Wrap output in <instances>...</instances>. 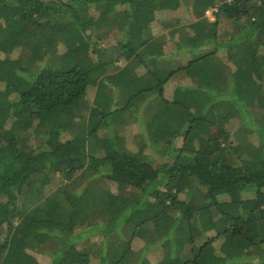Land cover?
<instances>
[{
	"label": "trees",
	"instance_id": "trees-1",
	"mask_svg": "<svg viewBox=\"0 0 264 264\" xmlns=\"http://www.w3.org/2000/svg\"><path fill=\"white\" fill-rule=\"evenodd\" d=\"M0 53V264H264V0H0Z\"/></svg>",
	"mask_w": 264,
	"mask_h": 264
},
{
	"label": "rangeland",
	"instance_id": "rangeland-1",
	"mask_svg": "<svg viewBox=\"0 0 264 264\" xmlns=\"http://www.w3.org/2000/svg\"><path fill=\"white\" fill-rule=\"evenodd\" d=\"M186 18H187V13H186L184 8L179 9L178 11L177 10L176 11H172L171 9L167 8L162 13H160L159 22L165 24V23H168V22H174L175 19L184 20ZM18 56H19V52H15V53H13L10 56V58L15 60V59L18 58ZM5 58H6V56H4L2 53H0V59H5ZM186 59H188V57L185 56L184 60H180V63L184 64ZM178 65L174 64L175 67H178ZM187 74H188L187 76H189V77H187V76L183 77L184 75L181 74V75L177 76L176 78H174L172 80V82H170L166 86L165 90H166V93H167L168 97H171V95H173L174 88L177 85H185V86H188V85L198 86L199 85V82H200L199 77H197L191 71L188 72ZM97 95H98L97 94V90L93 89L91 95L88 96V100L90 102V105H95L96 104ZM193 108L196 109V107H193ZM212 112H216V109H214V106H212V108L208 111V115L210 116L211 115L210 113H212ZM242 123H243L242 120L236 119V120L231 122V124H230V126L228 128L230 133L234 136V140H235V136L239 135V136H242V137L246 138L247 140L249 139L252 142H257V137H255L254 135H251V134L250 135L246 134V132L244 130L245 128L242 129ZM202 128L211 137H213L215 139L220 138V130L217 129L216 127H214V126H212L210 124L202 123ZM130 133H132L133 135H137V134L140 133V129L139 128L137 129L136 127H133V128H131ZM106 136H107L106 133L103 134L101 132L100 134H98L96 136V141L99 142L101 139H104V138L105 139H109V138H106ZM182 140H183L182 138L178 140L180 144L182 143ZM132 147L134 149H136V145L134 143L132 144ZM151 149H152V147L150 145H147V148L143 149V151L148 156H151V157H155L156 156L157 157V155ZM162 163L163 162L160 159V161L157 162V166L161 165ZM46 186H47V189H46L47 193H51V192L56 191L57 189L62 187L61 178L60 177H53L51 179H48L46 181ZM108 187L114 193L118 194L120 196V198L126 197V196H128L129 194L132 193L131 189H127V190H121L120 189L119 190L117 184H108ZM4 203H6V201H3L2 204H0V218H3L4 215H5ZM6 228L7 227L4 226V228H2V231H0L1 238H3L5 236V234L3 233V230L5 231ZM142 234H143V232H141L140 235H142ZM89 238H91L92 242H98L100 240L99 237L91 236ZM142 247H144L143 242L136 241L135 248L136 249H141ZM150 249L151 250L148 253L147 257L153 262L159 260L161 258V256H162V253H161L160 249L158 247H156V246L155 247L153 246ZM33 254L37 256V258H38V260L40 261L41 264H49V262H50L49 258H47V257H45L43 255H38L36 253H33Z\"/></svg>",
	"mask_w": 264,
	"mask_h": 264
},
{
	"label": "built area",
	"instance_id": "built-area-1",
	"mask_svg": "<svg viewBox=\"0 0 264 264\" xmlns=\"http://www.w3.org/2000/svg\"><path fill=\"white\" fill-rule=\"evenodd\" d=\"M207 16H209L210 18L214 19V11H207Z\"/></svg>",
	"mask_w": 264,
	"mask_h": 264
}]
</instances>
